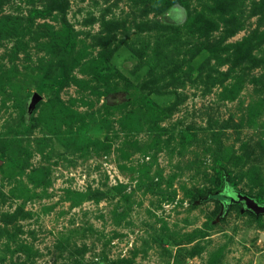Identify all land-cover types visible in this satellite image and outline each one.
Here are the masks:
<instances>
[{"label": "rangeland", "instance_id": "obj_1", "mask_svg": "<svg viewBox=\"0 0 264 264\" xmlns=\"http://www.w3.org/2000/svg\"><path fill=\"white\" fill-rule=\"evenodd\" d=\"M238 194L264 0H0V264H264Z\"/></svg>", "mask_w": 264, "mask_h": 264}, {"label": "water", "instance_id": "obj_2", "mask_svg": "<svg viewBox=\"0 0 264 264\" xmlns=\"http://www.w3.org/2000/svg\"><path fill=\"white\" fill-rule=\"evenodd\" d=\"M235 201L242 202L246 209H249L258 215L264 214V205L261 206V205L257 204V202H255V200H253L247 196L238 194Z\"/></svg>", "mask_w": 264, "mask_h": 264}, {"label": "trees", "instance_id": "obj_3", "mask_svg": "<svg viewBox=\"0 0 264 264\" xmlns=\"http://www.w3.org/2000/svg\"><path fill=\"white\" fill-rule=\"evenodd\" d=\"M228 195H233V191H232V188L229 187V186L227 185V186H226V190H225V192H224L223 195L221 196L222 198H218V199L221 200V199L227 198ZM213 196H214V195H213ZM225 201H226V199H225ZM227 202H229V201L227 200Z\"/></svg>", "mask_w": 264, "mask_h": 264}]
</instances>
